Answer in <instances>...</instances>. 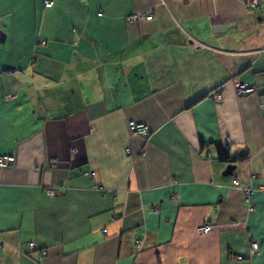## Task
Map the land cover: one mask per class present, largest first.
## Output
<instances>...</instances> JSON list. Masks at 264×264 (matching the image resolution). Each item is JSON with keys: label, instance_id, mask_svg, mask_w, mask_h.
<instances>
[{"label": "crops", "instance_id": "1", "mask_svg": "<svg viewBox=\"0 0 264 264\" xmlns=\"http://www.w3.org/2000/svg\"><path fill=\"white\" fill-rule=\"evenodd\" d=\"M252 1L0 0V264H264Z\"/></svg>", "mask_w": 264, "mask_h": 264}, {"label": "built area", "instance_id": "2", "mask_svg": "<svg viewBox=\"0 0 264 264\" xmlns=\"http://www.w3.org/2000/svg\"><path fill=\"white\" fill-rule=\"evenodd\" d=\"M181 1L187 3V2H190L192 0H181ZM259 2H260V0H253L252 2L247 4V6L245 7V11L249 14L253 13L255 10H257L259 8ZM44 6H45V8H51L53 6V3L51 1H46L44 3ZM143 18L146 20H151L152 15L151 14L133 15V16H129L127 18V21L131 22V23H135L139 19H143ZM256 91H257V89L254 86H251L248 84H239L235 88V95L237 98H242V97L253 95L256 93ZM212 98L216 101L222 100V98L218 95L212 96ZM260 108L262 110H264V100H262V102L260 104ZM129 131H130L132 136H140V137L147 136L150 133L149 129L146 126L140 125V124H135L133 122L129 123ZM144 156H145V154L143 153L142 157H144ZM14 162H15V159L11 155L0 156V170L13 166ZM237 184H238L237 180L232 181L233 186H236ZM260 191L264 194V191H262V190H260ZM253 193L254 192L251 189H247L244 191V196H245L244 201H245V203H247L250 211H253V208H254L253 205L250 204V198L252 197ZM46 194L50 197L53 196V193L51 190H47ZM105 196H106V194L103 193V197H105ZM196 232L199 235H207V234H210L212 232V227L210 225L201 226V227L196 229ZM137 245L138 244L136 242L135 246H137ZM34 246L35 245L33 243L28 244L29 248H34ZM257 249H258L257 244H252L250 246L249 254L253 255L257 251ZM42 255H45V253L42 252Z\"/></svg>", "mask_w": 264, "mask_h": 264}, {"label": "trees", "instance_id": "3", "mask_svg": "<svg viewBox=\"0 0 264 264\" xmlns=\"http://www.w3.org/2000/svg\"><path fill=\"white\" fill-rule=\"evenodd\" d=\"M216 151H217V158L222 163L234 164L237 160L236 158H230L227 150L220 146L216 147Z\"/></svg>", "mask_w": 264, "mask_h": 264}, {"label": "water", "instance_id": "4", "mask_svg": "<svg viewBox=\"0 0 264 264\" xmlns=\"http://www.w3.org/2000/svg\"><path fill=\"white\" fill-rule=\"evenodd\" d=\"M227 30V27H224V26H220V27H215L212 32L214 34L216 33H224L225 31ZM233 167H229V170L232 169Z\"/></svg>", "mask_w": 264, "mask_h": 264}]
</instances>
